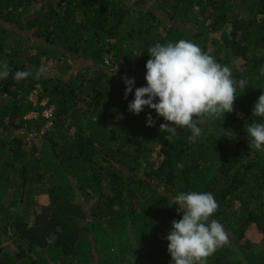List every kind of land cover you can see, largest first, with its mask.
Masks as SVG:
<instances>
[{
  "label": "trees",
  "instance_id": "16d2710c",
  "mask_svg": "<svg viewBox=\"0 0 264 264\" xmlns=\"http://www.w3.org/2000/svg\"><path fill=\"white\" fill-rule=\"evenodd\" d=\"M181 39L248 86L200 137L178 128L170 142L154 109L128 105L147 84L149 47ZM5 61L0 264H171L181 191L219 205L210 219L229 243L207 264H264V152L245 131L264 121L252 116L264 93V0H0ZM41 66L40 79L13 80ZM125 75L135 78L127 98Z\"/></svg>",
  "mask_w": 264,
  "mask_h": 264
},
{
  "label": "clouds",
  "instance_id": "9594fccd",
  "mask_svg": "<svg viewBox=\"0 0 264 264\" xmlns=\"http://www.w3.org/2000/svg\"><path fill=\"white\" fill-rule=\"evenodd\" d=\"M148 55L147 84L136 88L135 98L128 108L136 115L145 107L154 109L157 116L166 121L160 125V132L167 133L165 139L170 142L177 135L178 128L188 129L190 140L200 137V125L232 113L237 88L246 89L248 86L245 78L237 80L227 65H221L192 41L157 42L149 47ZM43 72V66L34 74L16 71L13 80L19 83L29 76L38 80ZM9 74L7 62H0V80L7 79ZM123 79L127 98L133 91L135 78L125 75ZM252 116L264 118V93L255 102ZM146 123L148 127L155 126L151 113ZM245 131L250 149L264 152V121L246 125ZM173 203L183 216L172 221L171 231L166 236L171 264H207V257L229 243L223 225L216 219H210L219 207L213 193L181 191L174 195ZM54 240V234L46 237L50 244Z\"/></svg>",
  "mask_w": 264,
  "mask_h": 264
},
{
  "label": "rangeland",
  "instance_id": "374dc122",
  "mask_svg": "<svg viewBox=\"0 0 264 264\" xmlns=\"http://www.w3.org/2000/svg\"><path fill=\"white\" fill-rule=\"evenodd\" d=\"M154 8H156L155 6H153ZM136 75H137V73H135ZM36 92L33 94V98L36 100ZM43 104H45V103H43ZM240 115H241V113H240ZM44 200V201H43ZM46 201V197L45 196H43V198L41 197L40 198V202L42 203V202H45Z\"/></svg>",
  "mask_w": 264,
  "mask_h": 264
},
{
  "label": "built area",
  "instance_id": "2783aa9c",
  "mask_svg": "<svg viewBox=\"0 0 264 264\" xmlns=\"http://www.w3.org/2000/svg\"><path fill=\"white\" fill-rule=\"evenodd\" d=\"M36 115L37 114H34V116H36ZM44 115L47 116V117L51 116V111L50 110L49 111H45Z\"/></svg>",
  "mask_w": 264,
  "mask_h": 264
}]
</instances>
